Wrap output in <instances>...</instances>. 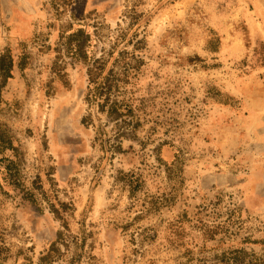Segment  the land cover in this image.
Wrapping results in <instances>:
<instances>
[{
	"label": "rangeland",
	"instance_id": "obj_1",
	"mask_svg": "<svg viewBox=\"0 0 264 264\" xmlns=\"http://www.w3.org/2000/svg\"><path fill=\"white\" fill-rule=\"evenodd\" d=\"M10 53L0 264H264V0H0Z\"/></svg>",
	"mask_w": 264,
	"mask_h": 264
},
{
	"label": "trees",
	"instance_id": "obj_2",
	"mask_svg": "<svg viewBox=\"0 0 264 264\" xmlns=\"http://www.w3.org/2000/svg\"><path fill=\"white\" fill-rule=\"evenodd\" d=\"M14 68H15V62L12 54L10 53L7 63L5 64L4 67H2V74L0 76L2 79V86H5L8 83V81L13 78L12 72ZM113 111H115V108H113Z\"/></svg>",
	"mask_w": 264,
	"mask_h": 264
}]
</instances>
